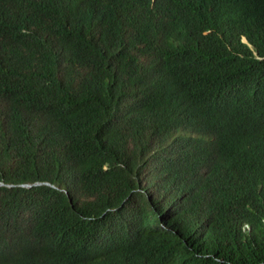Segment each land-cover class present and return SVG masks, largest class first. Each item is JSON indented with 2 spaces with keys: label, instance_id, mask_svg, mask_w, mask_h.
I'll return each mask as SVG.
<instances>
[{
  "label": "trees",
  "instance_id": "1",
  "mask_svg": "<svg viewBox=\"0 0 264 264\" xmlns=\"http://www.w3.org/2000/svg\"><path fill=\"white\" fill-rule=\"evenodd\" d=\"M0 184V264H264V0H0Z\"/></svg>",
  "mask_w": 264,
  "mask_h": 264
},
{
  "label": "clouds",
  "instance_id": "2",
  "mask_svg": "<svg viewBox=\"0 0 264 264\" xmlns=\"http://www.w3.org/2000/svg\"><path fill=\"white\" fill-rule=\"evenodd\" d=\"M177 88L178 87H176L172 91H175ZM129 97H130V94L128 92H121L120 93V106L125 111H126V107H127ZM163 97H164V94L158 93V100H161ZM178 105L179 106H178L177 113H179L182 116L186 112V110H188L187 109V103H186V97L180 99V101L178 102ZM226 107H229V108L226 109ZM205 109L216 111L217 115L220 117H227L231 114H234L238 118L240 124L244 128L250 130L251 111L250 112L246 111L243 108V106H241L239 108L234 107L231 100H228L225 98V99L218 100V101H211L208 103V107ZM27 186H29V185H27Z\"/></svg>",
  "mask_w": 264,
  "mask_h": 264
}]
</instances>
